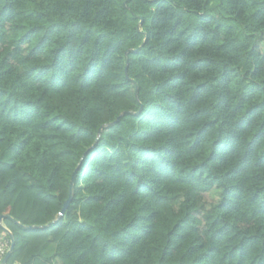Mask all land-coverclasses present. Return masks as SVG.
Returning a JSON list of instances; mask_svg holds the SVG:
<instances>
[{
	"label": "trees",
	"instance_id": "16d2710c",
	"mask_svg": "<svg viewBox=\"0 0 264 264\" xmlns=\"http://www.w3.org/2000/svg\"><path fill=\"white\" fill-rule=\"evenodd\" d=\"M2 216L6 264H264V0H0Z\"/></svg>",
	"mask_w": 264,
	"mask_h": 264
},
{
	"label": "water",
	"instance_id": "95a60500",
	"mask_svg": "<svg viewBox=\"0 0 264 264\" xmlns=\"http://www.w3.org/2000/svg\"><path fill=\"white\" fill-rule=\"evenodd\" d=\"M119 118H120V117H119ZM119 118H118L115 122L106 125V127H110V126L116 124V123L119 121ZM100 131H101V130H100ZM99 135H100V132H99ZM79 167H80V164L78 165V167L76 168V170H75V172H74V174H73V176H72V179H71V181H70V185H69V196H68V199H67V200L65 201V203L63 204V208H62L60 214L58 215V219H60L61 217H63L65 211H66L67 208L69 207V204L71 203V201H72V199H73V197H74V178H75V175H76V173H77ZM3 218H4L3 216L0 217V222H1V220H2ZM9 239H10V248H9V251L6 253V255L3 257V259L0 261V264H6V263H7V260H8V258L10 257L11 252H12V250H13L14 242H13V237H12V235H10V234H9Z\"/></svg>",
	"mask_w": 264,
	"mask_h": 264
},
{
	"label": "built area",
	"instance_id": "2783aa9c",
	"mask_svg": "<svg viewBox=\"0 0 264 264\" xmlns=\"http://www.w3.org/2000/svg\"><path fill=\"white\" fill-rule=\"evenodd\" d=\"M10 248V239L4 234H0V261L6 255Z\"/></svg>",
	"mask_w": 264,
	"mask_h": 264
},
{
	"label": "rangeland",
	"instance_id": "374dc122",
	"mask_svg": "<svg viewBox=\"0 0 264 264\" xmlns=\"http://www.w3.org/2000/svg\"><path fill=\"white\" fill-rule=\"evenodd\" d=\"M217 197L218 193L216 191H212L208 195L204 196L203 202L205 203V205L212 204L217 200Z\"/></svg>",
	"mask_w": 264,
	"mask_h": 264
}]
</instances>
